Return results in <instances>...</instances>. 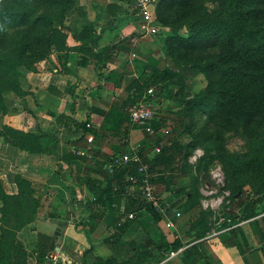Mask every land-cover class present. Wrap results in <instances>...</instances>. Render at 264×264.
Listing matches in <instances>:
<instances>
[{
	"label": "crops",
	"instance_id": "1",
	"mask_svg": "<svg viewBox=\"0 0 264 264\" xmlns=\"http://www.w3.org/2000/svg\"><path fill=\"white\" fill-rule=\"evenodd\" d=\"M137 1L86 0L82 19L65 30V45H50L24 73L22 95L4 96L8 111L2 123L46 135L50 142L46 152L29 153L0 137L5 192H20L18 175L29 182L36 199L27 208L34 212L17 231L18 240L33 253L27 263L92 264L100 259L103 264H264V190L227 199L225 211L219 209L217 197L211 204L216 214L212 219V212L210 229L201 236L193 225L203 208L199 204L185 206L183 213L177 210L180 215L173 218L168 210L156 207L155 212L133 211L134 218L118 233L115 222L122 210L131 211L134 205L124 198L98 199L108 178L109 158L139 146L144 155L153 157L150 137L131 121L128 107L149 104L157 122L168 123L174 117L165 111L163 89L179 71H173L162 45L163 26L157 15L161 0H154L150 17L140 14ZM151 27L156 32H150ZM152 71L163 74L156 80L161 92L150 97L143 90L134 103H126L132 92L126 87ZM111 108L125 118L106 121ZM225 192L227 196L229 191ZM164 194L169 191L163 198ZM248 199L253 200L252 213L245 216L240 209ZM167 221L172 225L166 226ZM174 241H179L177 249L171 247ZM41 251L47 253L44 258ZM51 251L57 252L58 262L47 258Z\"/></svg>",
	"mask_w": 264,
	"mask_h": 264
},
{
	"label": "rangeland",
	"instance_id": "2",
	"mask_svg": "<svg viewBox=\"0 0 264 264\" xmlns=\"http://www.w3.org/2000/svg\"><path fill=\"white\" fill-rule=\"evenodd\" d=\"M86 3L0 0V92L11 83L20 85L35 58L47 50L46 35L54 17H65L66 29H72L82 19ZM162 26V45H169L172 58L169 55L168 59L173 71L179 73H174L163 89L168 103L165 111L174 117L171 122L159 123L169 132L160 138L150 136L154 143L162 140L163 147L169 145L165 148L167 159L156 174L164 182L155 184V190L161 199L164 191H169L164 194L171 203L169 218L177 210L185 212L191 201L199 203L211 220L212 212V219L216 214L211 204L217 197L219 209L225 211L228 205L225 190L231 187L227 173L229 179L235 173L239 189L252 192L259 187V176L264 175V92L260 90L264 79V0L176 1ZM209 61L218 63L205 68ZM151 87L156 94L162 90L157 84ZM153 142L151 156L160 152ZM236 157L238 160L232 161ZM227 160L235 167L226 165ZM4 171L1 167L3 189ZM17 201L11 198L9 204ZM189 217H194V211ZM3 227L0 224V237L9 235ZM13 236L14 242L0 241V254L5 253L12 264H21L33 253L18 240V232Z\"/></svg>",
	"mask_w": 264,
	"mask_h": 264
},
{
	"label": "trees",
	"instance_id": "3",
	"mask_svg": "<svg viewBox=\"0 0 264 264\" xmlns=\"http://www.w3.org/2000/svg\"><path fill=\"white\" fill-rule=\"evenodd\" d=\"M126 2H131L132 0H123ZM176 1H180V0H161L159 6H158V10H157V15H158V22L161 25L165 24V15L167 14L168 10H171L172 5L176 2ZM84 11L82 12V16H83ZM55 22L52 24L51 29L48 31L47 35H46V40L47 43L49 45H46L47 50L38 55L34 62L40 58L42 55H44L45 53L48 52L50 45H65L64 44V40H65V30L67 27H69V24H65V17H54ZM82 32V31H81ZM96 38H94L93 40L95 41ZM165 50H166V54L171 56L172 58V54L170 52V47L169 45H165ZM218 62H208L204 65V67H209V65H214L217 64ZM34 65V64H33ZM33 68V67H32ZM30 68V69H32ZM160 72L159 71H152L149 75L145 76V78H143L144 76L141 75V79L142 81H133L131 82L126 89L132 90L131 93L128 94V96L126 97V103H134L139 96L141 95L143 90H147L148 88H150L151 86L156 84V80L159 76H163V74L159 75ZM260 83L262 84V86L260 87V90L264 92V79L260 80ZM152 88V87H151ZM10 92H14L17 95H22L24 93V91H22L21 85H19L17 82L11 83L10 87L4 92H0V119H2V116L8 111L7 105L4 101V96L9 94ZM150 96V95H149ZM196 97V96H195ZM202 101H200L199 103H201ZM125 118V115L120 113L117 109L115 108H111L109 110V112L106 114L105 116V120L106 121H114L113 119H118V120H122ZM161 123V122H160ZM159 122L155 121L153 122L154 126H159L160 125ZM113 125H117V122L112 123ZM46 135L40 134V135H36L34 133L31 132H25L22 130H18L15 128H12L4 123L0 124V137L5 141L8 142L9 144L17 147L18 149H24L26 151H28L29 153H36V152H46L48 150V144L50 142H48L45 138ZM156 137V138H160L163 135H149ZM149 144H151L153 141L152 140H148ZM163 141L160 140L154 144H159L162 143ZM163 144V143H162ZM161 144L160 146V152L156 153L152 158L148 157L146 158L142 152L143 147L139 146L137 149H135V151H137L139 154H143V159L145 161H147L148 163V179L155 185V184H159L161 182H164L163 178L156 174L158 168L160 167L161 164H164L167 157L165 156V148L163 147ZM54 147V145L52 146V148ZM134 151V150H133ZM131 152V151H130ZM122 154V153H121ZM110 159V158H109ZM108 159V160H109ZM238 160V157L235 158V160L232 159V161H236ZM230 163V161L227 160L226 165H228ZM233 165V168L235 167V164L230 163ZM107 171V170H106ZM108 173V178L106 181V185L101 189L100 194H98L99 198H102L103 195H106V199L109 198L111 202H118L120 201L122 198L125 199V201L127 203H130L131 205L133 204L134 206H132L131 211L136 212L138 210L141 209H148L152 212H155L154 207L151 205V203L147 202L142 196H141V192L139 189V185L141 184V177L142 174L139 173L136 169V166L132 163H127L125 165H121L119 167H116L113 171ZM235 173L233 172L231 178L229 179L230 176H226V180H228V187L230 186L231 189L228 190L229 193L227 196H225V199H230L231 201L237 196L240 197L241 194L243 192L247 193L248 195H256L259 192H262V190H264V175L262 173V176H259V187L258 189L256 188H252V190H254V192H252L251 190L249 191H244L242 189H239L237 182L235 180ZM129 176H134L136 178V181H131L129 180ZM17 184L20 187V192L17 193L18 196L16 195H9L8 193H6L4 191V189L2 188V185L0 183V202H1V206H0V224H2V226H9V229H5L4 227L2 228V230L4 232L9 231V235L7 236H2L0 237V241L2 242H14L16 241V237L13 236L17 230H19L23 224H25L28 221V218L30 217V213L34 212V209L31 208V210H28V205H33L36 204V199L35 197L32 195L31 190L29 188V182H27L26 180L21 179L18 175H16L15 177ZM230 181V183H229ZM228 187H226L228 189ZM21 190L24 192L22 193ZM159 193H156V195H158ZM188 196L187 198L190 197L189 193H187ZM11 198H15L17 199V204L15 203H10L9 204V200ZM159 198V197H158ZM160 200H166L167 198H159ZM252 201L253 200H247V203L245 204L244 207H242L240 209V212H242V214H245V216H248L252 213L251 211V205H252ZM255 201V200H254ZM199 203L195 202H189L188 205H186L187 208L191 207V206H195ZM125 208H127L125 206ZM127 212H131L130 210H127ZM17 212V213H16ZM32 214V213H31ZM211 214V212H210ZM208 213L207 211L203 210L202 208L199 210V215L197 217V220L193 223L194 226L199 227V229H197L196 235L197 236H201L203 235L207 230L210 229V223L211 220L207 219ZM212 216V214H211ZM244 216V215H243ZM129 220H126L123 224L118 225V219L115 222V226L117 227V232H122L126 229V227L129 224ZM6 235V234H5ZM13 236V237H12ZM179 241H174L171 243V247L172 249H177L179 247ZM21 251V250H20ZM46 251H41V257L44 258L46 256ZM7 257L5 255V253H1L0 254V264H12L11 261H6ZM104 261L98 259L96 260L94 263L92 264H103ZM21 264H28L26 259L23 258V262Z\"/></svg>",
	"mask_w": 264,
	"mask_h": 264
},
{
	"label": "built area",
	"instance_id": "4",
	"mask_svg": "<svg viewBox=\"0 0 264 264\" xmlns=\"http://www.w3.org/2000/svg\"><path fill=\"white\" fill-rule=\"evenodd\" d=\"M154 0H138L137 6L139 8V12L141 15L145 17H150L151 8L153 5ZM150 32L154 33L156 32L155 28L151 27ZM147 93H149L150 96H153V89L148 88ZM127 114L132 122L140 125L143 127L144 131L148 135H164L169 132L168 128L165 125H159L154 126L153 122L156 121V114L155 111L152 109V107L149 104L137 102L132 104L127 109ZM86 127H90L89 123H86ZM156 150L158 151L159 148L157 147ZM148 158V156H145ZM127 163H132L136 166V169L139 173L142 174L141 177V184L139 185V189L141 192V196L153 207L159 208L161 211L165 212L170 209L171 203L167 200H160L158 196L156 195L155 185L148 179V163L143 159V154H139L137 151H131L122 153L116 156L111 157L107 162H105V168L107 171L111 172L116 167H119L121 165H125ZM129 180L136 181V178L134 176H129ZM175 216H179V212L174 213ZM134 218L133 212H125L122 210V213L120 214L118 218V225L123 224L126 220ZM166 226H171L172 222L167 221L165 223ZM173 254V252H170ZM47 258L54 263L59 261V257L57 255L56 251H51ZM60 264H73L71 262L64 261Z\"/></svg>",
	"mask_w": 264,
	"mask_h": 264
}]
</instances>
